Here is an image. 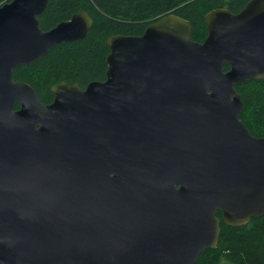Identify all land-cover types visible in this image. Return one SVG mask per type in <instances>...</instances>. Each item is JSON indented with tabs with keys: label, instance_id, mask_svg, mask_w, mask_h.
Returning a JSON list of instances; mask_svg holds the SVG:
<instances>
[{
	"label": "water",
	"instance_id": "obj_1",
	"mask_svg": "<svg viewBox=\"0 0 264 264\" xmlns=\"http://www.w3.org/2000/svg\"><path fill=\"white\" fill-rule=\"evenodd\" d=\"M47 2L0 5V264H195L218 211L264 215V137L235 89L264 80V0L208 11L202 42L173 13L110 35L104 80L43 103L13 70L92 24L80 11L42 30Z\"/></svg>",
	"mask_w": 264,
	"mask_h": 264
},
{
	"label": "trees",
	"instance_id": "obj_2",
	"mask_svg": "<svg viewBox=\"0 0 264 264\" xmlns=\"http://www.w3.org/2000/svg\"><path fill=\"white\" fill-rule=\"evenodd\" d=\"M10 0H0V5ZM248 0H48L38 16L39 27L48 30L85 11L92 24L80 40L62 42L33 63L19 65L12 78L30 84L43 103H50V87L65 81L84 87L93 80H104L110 35H140L151 22L173 13L192 26L191 39L202 42L207 35L205 14L215 8L238 12ZM227 70V64H224ZM243 109L240 121L255 137H264V80L253 79L235 85ZM18 108V104L15 105ZM219 239L214 248L201 252L195 264H264V215L251 218L242 226H228L221 212Z\"/></svg>",
	"mask_w": 264,
	"mask_h": 264
},
{
	"label": "flooded vegetation",
	"instance_id": "obj_3",
	"mask_svg": "<svg viewBox=\"0 0 264 264\" xmlns=\"http://www.w3.org/2000/svg\"><path fill=\"white\" fill-rule=\"evenodd\" d=\"M74 84V83H73ZM78 84V83H77ZM69 85H72V84H69ZM79 86V85H78ZM81 89H84L85 88V86L84 87H80Z\"/></svg>",
	"mask_w": 264,
	"mask_h": 264
}]
</instances>
